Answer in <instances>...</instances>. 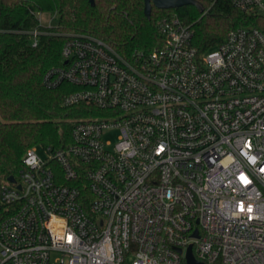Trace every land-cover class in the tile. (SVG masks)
<instances>
[{"label":"built area","instance_id":"built-area-1","mask_svg":"<svg viewBox=\"0 0 264 264\" xmlns=\"http://www.w3.org/2000/svg\"><path fill=\"white\" fill-rule=\"evenodd\" d=\"M227 1L264 17V0ZM158 29L161 45L130 57L65 41L44 84L75 86L65 104L90 111L67 146H34L16 183L0 179V264H187L189 247L264 264V32L201 50L178 16Z\"/></svg>","mask_w":264,"mask_h":264},{"label":"trees","instance_id":"trees-1","mask_svg":"<svg viewBox=\"0 0 264 264\" xmlns=\"http://www.w3.org/2000/svg\"><path fill=\"white\" fill-rule=\"evenodd\" d=\"M197 1L203 12L193 6L153 7L147 19L143 0H95V6L88 0H0V179L17 178L34 146H67L74 123L90 111L84 104H65L75 86L44 84L48 71L63 66L61 52L69 37L93 36L130 57L159 47L158 22L172 16L193 29L201 50L222 43L232 29L264 32L262 16L241 13L227 0ZM40 13L56 16L57 25L42 24Z\"/></svg>","mask_w":264,"mask_h":264},{"label":"water","instance_id":"water-1","mask_svg":"<svg viewBox=\"0 0 264 264\" xmlns=\"http://www.w3.org/2000/svg\"><path fill=\"white\" fill-rule=\"evenodd\" d=\"M91 6H95V0H88ZM144 1V15L147 19H150L152 14L153 7H156L160 10H170V9H179L185 6H193L199 12L204 11L203 5L197 0H143ZM8 180L11 183H16V178L14 176H10ZM197 233H195L196 235ZM179 252H182L179 249ZM187 264H204L202 262L197 261L192 253V247L188 248L186 254Z\"/></svg>","mask_w":264,"mask_h":264},{"label":"rangeland","instance_id":"rangeland-1","mask_svg":"<svg viewBox=\"0 0 264 264\" xmlns=\"http://www.w3.org/2000/svg\"><path fill=\"white\" fill-rule=\"evenodd\" d=\"M39 19H40L42 24L47 25V26H55V25H57V22H58L56 16H54L50 13H40ZM117 134H118L117 132H112V133L106 135V140L110 141L112 143H115L117 140ZM36 154L39 157L44 158L46 156L45 149L41 146L37 147L36 148Z\"/></svg>","mask_w":264,"mask_h":264},{"label":"snow or ice","instance_id":"snow-or-ice-1","mask_svg":"<svg viewBox=\"0 0 264 264\" xmlns=\"http://www.w3.org/2000/svg\"><path fill=\"white\" fill-rule=\"evenodd\" d=\"M246 182V181H245Z\"/></svg>","mask_w":264,"mask_h":264}]
</instances>
